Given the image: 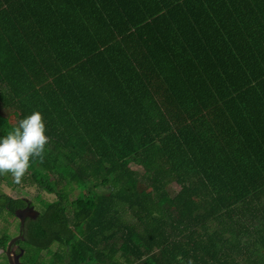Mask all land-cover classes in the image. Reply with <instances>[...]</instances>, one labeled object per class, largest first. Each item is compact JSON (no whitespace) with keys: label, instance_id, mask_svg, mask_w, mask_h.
<instances>
[{"label":"trees","instance_id":"1","mask_svg":"<svg viewBox=\"0 0 264 264\" xmlns=\"http://www.w3.org/2000/svg\"><path fill=\"white\" fill-rule=\"evenodd\" d=\"M33 110L4 264H264V0H0V135Z\"/></svg>","mask_w":264,"mask_h":264},{"label":"clouds","instance_id":"2","mask_svg":"<svg viewBox=\"0 0 264 264\" xmlns=\"http://www.w3.org/2000/svg\"><path fill=\"white\" fill-rule=\"evenodd\" d=\"M46 131L42 112L33 110L11 131L0 135V174H10L12 182L19 184L31 160L42 158L49 139Z\"/></svg>","mask_w":264,"mask_h":264},{"label":"rangeland","instance_id":"3","mask_svg":"<svg viewBox=\"0 0 264 264\" xmlns=\"http://www.w3.org/2000/svg\"><path fill=\"white\" fill-rule=\"evenodd\" d=\"M11 122H15V119L13 117H11ZM1 190L8 194L9 196H11L12 198H25L31 202H33L35 204V208L38 210V206L39 203L37 201V196H40L43 199L46 200H53L54 197L50 194H47L46 192L40 190L37 186L35 185H28L27 183H19V185L17 187H15V185L13 183H8L7 181H5L2 184V188ZM5 215V214H4ZM8 221L5 222L4 220H2L0 218V230L2 228L3 225H5L6 223H9V227L11 229H9V233L10 234H15L16 231V224L18 223L13 217L11 216H7ZM0 236H1V231H0ZM9 244V243H8ZM53 251L57 249V245H54L51 248ZM4 254L5 251H3L0 248V264H4Z\"/></svg>","mask_w":264,"mask_h":264},{"label":"water","instance_id":"4","mask_svg":"<svg viewBox=\"0 0 264 264\" xmlns=\"http://www.w3.org/2000/svg\"><path fill=\"white\" fill-rule=\"evenodd\" d=\"M15 215L20 220V230L22 231L24 229L26 219L27 218H33V219L37 218L39 215V211L29 203V205L25 207L24 209L16 210ZM19 239L24 240L25 238L23 235L20 234L12 238L8 244V247L6 249L8 264H22L21 258L23 257L24 250H22L19 254H17L14 249V247L16 246V242Z\"/></svg>","mask_w":264,"mask_h":264},{"label":"flooded vegetation","instance_id":"5","mask_svg":"<svg viewBox=\"0 0 264 264\" xmlns=\"http://www.w3.org/2000/svg\"><path fill=\"white\" fill-rule=\"evenodd\" d=\"M29 204V203H28ZM31 204V203H30ZM27 207V206H26ZM25 208V207H24ZM24 208H22V209H24ZM14 249H15V252L17 253V254H19L23 249L19 246V245H17L16 244V246L14 247Z\"/></svg>","mask_w":264,"mask_h":264}]
</instances>
